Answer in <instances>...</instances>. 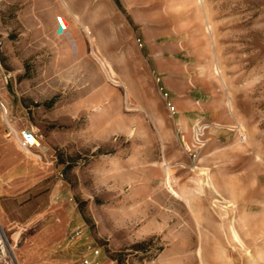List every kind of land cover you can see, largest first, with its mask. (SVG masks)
I'll use <instances>...</instances> for the list:
<instances>
[{
	"label": "rangeland",
	"instance_id": "rangeland-1",
	"mask_svg": "<svg viewBox=\"0 0 264 264\" xmlns=\"http://www.w3.org/2000/svg\"><path fill=\"white\" fill-rule=\"evenodd\" d=\"M67 3L97 57L86 45L72 58L45 24L58 0H0V100L40 143L26 152L0 121V144L19 153L0 164L18 262L79 264L90 244L100 264H199L201 235L204 264H264V0ZM233 220L245 246L228 237Z\"/></svg>",
	"mask_w": 264,
	"mask_h": 264
},
{
	"label": "bare ground",
	"instance_id": "bare-ground-1",
	"mask_svg": "<svg viewBox=\"0 0 264 264\" xmlns=\"http://www.w3.org/2000/svg\"><path fill=\"white\" fill-rule=\"evenodd\" d=\"M58 2L60 3V5L65 9L66 12H70L71 13V19L73 20V23L70 22L69 18H67L65 16V14L63 13H54L53 16H50L48 19V22L45 24H48V26L50 27V31L52 32V34L54 36H56L58 39L61 40L62 42V47H65L68 49H70L71 51V55L72 58L74 59H78L80 55H83L85 53V49H86V45H88V47H90V53L97 57L96 52H95V42H96V36L95 33L92 32V28L91 25L89 23L86 22V20H82L80 15L77 13H73L71 11V9L68 6V3L66 0H58ZM55 11V10H54ZM136 11V10H135ZM134 13V12H133ZM137 17V16H135ZM137 19V18H136ZM135 20V19H134ZM136 21V20H135ZM139 21V20H138ZM76 23L78 25V27L80 28V30L85 34V43L83 42H78L75 37H73L72 32H71V25ZM42 27H44V24H42ZM61 30V28H63ZM38 28H40V26H38ZM37 28V29H38ZM79 34V33H78ZM81 37V36H80ZM82 38V37H81ZM98 52V51H97ZM58 57V56H57ZM58 63V62H57ZM95 63V62H93ZM99 63L100 66H102L103 70H104V74H106V76L113 82L116 84V82H114L112 80V75H113V71L111 69H109L108 66L105 65L104 61L99 59ZM95 65V64H94ZM101 74V73H100ZM99 74V75H100ZM171 77V76H169ZM97 78V77H96ZM103 78V77H102ZM176 80V79H174ZM176 85V84H175ZM178 85V84H177ZM180 87V86H179ZM113 91V89H112ZM115 95V94H114ZM112 97H113V93L108 95V98L105 99H109L108 102H104L106 104H110L112 102ZM128 101V99H127ZM100 102H102V98H95L93 100L94 104H99ZM4 107L0 109V121H4L5 124L10 128L14 130V135L16 136L17 132L14 129V127L9 123V121L7 120V116H6V112H7V108L5 106V104H3ZM101 105V104H100ZM129 107V106H126ZM140 108V107H138ZM142 108V107H141ZM143 109V108H142ZM97 110V109H96ZM106 110V109H105ZM220 114H222V112H220ZM199 123V122H198ZM198 123H196V125L194 126V128L190 131L191 134L193 133L194 138H198V136L200 135V133L202 132V129L206 128V126L202 127L200 126ZM216 125V124H215ZM202 128V129H201ZM137 131V130H136ZM2 137V136H1ZM143 137V136H142ZM12 138V137H11ZM1 139V138H0ZM17 139V138H16ZM12 143H1L0 144V164L4 163V162H10L13 161L15 158H17L19 156V153H17V147L15 145H12ZM185 145L188 146V144L185 142ZM27 152V151H26ZM29 153H32L31 151H29ZM23 154V153H22ZM34 155V154H33ZM25 156V155H24ZM35 156L39 157V155L35 154ZM28 157V156H26ZM165 161V160H164ZM200 161V160H199ZM21 162V159H20ZM164 163V162H163ZM167 164V163H166ZM154 167V166H153ZM152 167V168H153ZM170 168L169 166L166 165V174L164 179V183L166 184V186H168V188L170 189V191H172L173 193H175V191L173 190V188L171 187V174H170ZM149 174V173H148ZM161 174V173H160ZM158 175V174H157ZM207 178H206V184L213 188L215 191H217V186L215 184V182L212 180V178L210 177L209 174H206ZM149 176V175H148ZM218 175H216L217 177ZM161 177V176H159ZM163 177V176H162ZM152 178V177H151ZM215 179V178H214ZM217 180V179H216ZM218 182V180H217ZM220 183V182H218ZM226 184V183H225ZM225 186V185H224ZM210 188V189H211ZM220 188V186H219ZM221 189V188H220ZM213 190V191H214ZM219 190V189H218ZM208 191V190H207ZM176 194V193H175ZM191 211V210H190ZM244 216V215H243ZM246 218V217H245ZM208 220V218H207ZM236 221V220H235ZM235 221L233 220L232 222L229 221L228 225H227V234L228 237L230 239V241L233 242V246H245V241L241 236V232H239V229L235 223ZM210 223V222H209ZM184 226V224H183ZM201 227V226H200ZM187 228V227H186ZM201 229V228H200ZM220 229V228H219ZM185 230V229H184ZM183 230V231H184ZM203 230V229H202ZM213 230V229H212ZM181 231V229H180ZM202 232V231H201ZM215 232V231H214ZM221 232V231H220ZM224 233V232H223ZM183 234V233H182ZM199 234V233H198ZM222 234V233H221ZM182 236V235H180ZM177 237V235H176ZM183 237V236H182ZM174 239V238H173ZM228 239V240H229ZM204 240V239H203ZM189 238H187L184 242L183 248L186 244H188ZM216 242V241H215ZM215 244V243H213ZM191 245V244H190ZM208 247V246H207ZM178 248V247H177ZM221 248V247H220ZM176 249V248H175ZM185 249V248H184ZM202 249H203V243H202V236L200 235L199 238V244L198 247L196 248V251H194L193 254V260L196 259L199 261V264H204V260H203V253H202ZM221 250V249H220ZM175 253V252H174ZM172 254V253H171ZM176 254V253H175ZM189 254V252H188ZM174 255V254H173ZM189 256V255H188ZM177 257V256H176ZM175 258V257H174ZM191 260V259H190ZM180 261V260H179ZM192 261V260H191ZM165 262H169L168 260H165ZM172 262V261H170ZM174 263V262H172ZM163 264V262H162ZM179 264V263H178ZM188 264V263H187ZM190 264V263H189ZM195 264V262H194Z\"/></svg>",
	"mask_w": 264,
	"mask_h": 264
},
{
	"label": "built area",
	"instance_id": "built-area-1",
	"mask_svg": "<svg viewBox=\"0 0 264 264\" xmlns=\"http://www.w3.org/2000/svg\"><path fill=\"white\" fill-rule=\"evenodd\" d=\"M64 29L61 28V30ZM164 98L166 99V105L170 110L174 111V105H172V102L167 99L168 94L166 92L162 93ZM4 105L2 101L0 100V109L3 108ZM7 114V112H6ZM13 133V129H10ZM18 134V135H17ZM16 134V138L18 141L19 146L26 151H31L34 149H37L40 147L39 139L38 136L35 132L24 129L19 131ZM12 134L9 133V136ZM85 253L81 255L79 264H100L99 262V255H100V250L99 248L92 246L90 244L86 245L85 248ZM0 264H20L17 260V257L15 254H13L8 239L6 237V234L4 232V229L0 223Z\"/></svg>",
	"mask_w": 264,
	"mask_h": 264
},
{
	"label": "crops",
	"instance_id": "crops-1",
	"mask_svg": "<svg viewBox=\"0 0 264 264\" xmlns=\"http://www.w3.org/2000/svg\"><path fill=\"white\" fill-rule=\"evenodd\" d=\"M66 1H67V0H66ZM71 11H72L73 13H77V14H79L80 17H81V19L85 21V19H84V17L82 16V13H81V12H76L75 10H71ZM63 14H65V16H66L67 18H69L70 22L73 23V20L71 19V13H70V12H66V11H64ZM51 16H52V15H51ZM47 22H48V21H47ZM47 22H46V23H47Z\"/></svg>",
	"mask_w": 264,
	"mask_h": 264
}]
</instances>
